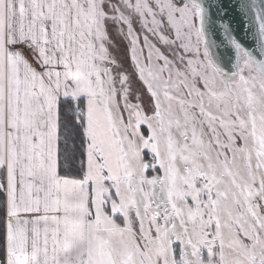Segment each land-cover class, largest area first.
<instances>
[{
	"label": "snow or ice",
	"instance_id": "1",
	"mask_svg": "<svg viewBox=\"0 0 264 264\" xmlns=\"http://www.w3.org/2000/svg\"><path fill=\"white\" fill-rule=\"evenodd\" d=\"M237 10L253 47L220 0H0V264H264V0Z\"/></svg>",
	"mask_w": 264,
	"mask_h": 264
},
{
	"label": "water",
	"instance_id": "2",
	"mask_svg": "<svg viewBox=\"0 0 264 264\" xmlns=\"http://www.w3.org/2000/svg\"><path fill=\"white\" fill-rule=\"evenodd\" d=\"M238 0H220V11L223 12V18L228 21L231 29L237 39L246 47H253L254 39L252 36V30L246 25L249 21H246L241 12L237 10ZM254 27V25H253ZM211 38L217 43H223L224 38L218 30H213ZM217 52L223 53L221 57V66L226 70H231V65L228 63L229 50L227 48L217 49Z\"/></svg>",
	"mask_w": 264,
	"mask_h": 264
}]
</instances>
